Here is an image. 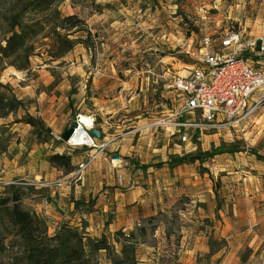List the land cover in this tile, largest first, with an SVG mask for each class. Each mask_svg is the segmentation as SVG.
<instances>
[{"label":"rangeland","instance_id":"obj_1","mask_svg":"<svg viewBox=\"0 0 264 264\" xmlns=\"http://www.w3.org/2000/svg\"><path fill=\"white\" fill-rule=\"evenodd\" d=\"M16 3L0 0V49L10 37ZM58 16H75L79 23L62 30L54 23ZM22 19L47 27L25 69L16 67L25 65V57L4 60L0 54V96L9 98L12 91L25 103L0 126V180L34 166L36 158L45 163L54 154L72 157L71 174L62 170L52 181L16 184L23 208L49 219V236L64 221L93 239L112 238L134 207L124 203L138 198L130 195L136 190L147 197L142 206L152 216L123 231L141 236L139 226L146 228L139 238L145 242L138 250L140 264H264V110L221 129H183L179 125L194 118L201 124L200 118L177 116L180 97L171 87L193 67L188 48L197 51L206 36H262L264 0H62L46 15L29 11ZM56 33L85 43L58 55ZM27 114L51 130L44 141L31 126L15 125ZM81 116L96 120L105 148L80 180L79 165L92 153L70 149L63 140ZM223 145L241 152L207 157ZM36 146L38 153L32 152ZM115 155L121 157L118 165ZM197 155L196 163H174ZM16 156L20 161L11 166ZM4 181L0 198L10 192ZM117 194H126L124 201ZM0 225L9 228L2 220ZM15 241L9 237L5 244ZM95 255L107 264L104 252ZM21 256L19 247H1L0 264Z\"/></svg>","mask_w":264,"mask_h":264},{"label":"trees","instance_id":"obj_2","mask_svg":"<svg viewBox=\"0 0 264 264\" xmlns=\"http://www.w3.org/2000/svg\"><path fill=\"white\" fill-rule=\"evenodd\" d=\"M62 0H17L15 4L16 10L11 18L13 24L8 32L10 37L6 41V46L0 49V54L4 60L11 58L25 57V65L16 66L17 69L23 70L29 64V58L35 51V40L41 32L46 31V24L39 23V29L36 24L24 22L22 19L29 11L38 12L46 15L52 12L53 8L60 4ZM71 23L69 26L71 31L77 27L79 23L77 17L72 16L61 20L60 16L55 18L57 28L65 30L64 24ZM41 31V32H40ZM82 30H77L81 32ZM58 40V55H65L72 51L75 46L85 43V40L77 38L70 40L68 36L56 33ZM5 88L4 86H1ZM25 103L19 100L11 91L10 97L0 96V118L6 119L11 114L18 112L24 108ZM23 123L34 129L36 138L42 142L44 133H51L47 129L45 123L40 118H35L30 114L15 122V124ZM241 150L223 145L218 152L214 154H206L211 158L217 154L240 153ZM201 160L200 156L183 157L174 159V163L178 166L182 164L196 163ZM48 162L52 167L63 170L66 174L74 172L72 157L67 154H54L48 157ZM18 182V180H15ZM9 196L0 198V224L8 223L9 228L2 230L0 225V249H11L19 247L22 250V256L11 264H100L96 260L95 254L105 253L107 264H140L138 260V250L142 242L139 238L147 234L145 227L139 226L141 236L137 231L125 233L123 230L116 232L108 237L103 235L101 238L93 239L89 237L81 228L73 226L69 222L56 223V233L49 236V219L26 210L22 206V188L16 185L8 187ZM9 237H15L16 241L6 246V240ZM13 241V240H12Z\"/></svg>","mask_w":264,"mask_h":264},{"label":"built area","instance_id":"obj_3","mask_svg":"<svg viewBox=\"0 0 264 264\" xmlns=\"http://www.w3.org/2000/svg\"><path fill=\"white\" fill-rule=\"evenodd\" d=\"M191 51L189 47L186 53L193 59V67L185 76L175 77L171 87L180 97L177 116H199L201 124L194 118L179 127L221 129L247 121L257 110H264V34L253 38L244 32L229 31L218 38L206 36L201 47ZM89 119L87 127L81 124L79 117L71 139L63 140L70 149H88L92 153L87 163L79 165L76 175L81 174L80 180L93 165L96 152H103L105 148L97 138L90 136L89 132L96 129V120ZM79 132L82 136L77 138ZM183 140L188 141L187 137Z\"/></svg>","mask_w":264,"mask_h":264},{"label":"crops","instance_id":"obj_4","mask_svg":"<svg viewBox=\"0 0 264 264\" xmlns=\"http://www.w3.org/2000/svg\"><path fill=\"white\" fill-rule=\"evenodd\" d=\"M16 97L19 100H23V98H20L19 96H16ZM8 119L9 118L0 119V126L8 124V121H9ZM15 125H18V124H15ZM7 128H10V127H7ZM10 131L12 132L13 135H15L17 130L10 128ZM16 135H17V138L21 137L20 134H16ZM13 149L15 150V149H17V147H14ZM32 152L38 153L39 148L36 146V148ZM19 161H20V159L17 156L14 157L13 159L9 160L11 166L13 165V163H16ZM34 161H35L34 166L32 163L31 167L24 166V167H20V170H18V171L10 172L9 173L10 176L6 177V178L4 177L3 180H5V181L1 182V183L5 184V185H9V184H12L13 182H15L16 179L20 180V181H27L28 179H31L32 184H35L37 182V178H40V177L48 178L52 181L55 179V177L57 175H60L63 173L61 170L52 167L51 164L48 163V161H46L44 163L43 159H39V158H36V160H34ZM3 180H0V181H3ZM122 182H123V180H122ZM130 195H138V198L135 199L133 202L124 203V205H127V206L133 205L134 207L132 208L131 212L127 213V215L126 214L123 215L122 225L119 224L118 228H116L114 231H119V230L130 231V230H133L137 225H140L141 219L152 216V214L149 212V210L146 208H143V206H142V204L145 203L143 201V199L144 198L146 199L147 197L141 196L140 192L136 193V190L131 191ZM115 196H116V200L118 198H120V201H124L126 194H117ZM60 220H62V219H60ZM76 226H78V225H76Z\"/></svg>","mask_w":264,"mask_h":264},{"label":"water","instance_id":"obj_5","mask_svg":"<svg viewBox=\"0 0 264 264\" xmlns=\"http://www.w3.org/2000/svg\"><path fill=\"white\" fill-rule=\"evenodd\" d=\"M75 128H77V124H75L71 129H69V130L64 134V141H65V142H68V141L71 139V137H72V135H73V133H74ZM89 133H90V136H91V137H93V138H97L99 141H103V140H104V135H103V133H102L100 130H98V129H93V130H91ZM114 160H121V157L115 155V156H114Z\"/></svg>","mask_w":264,"mask_h":264},{"label":"bare ground","instance_id":"obj_6","mask_svg":"<svg viewBox=\"0 0 264 264\" xmlns=\"http://www.w3.org/2000/svg\"><path fill=\"white\" fill-rule=\"evenodd\" d=\"M182 74H186V72H182ZM81 124L84 126L85 124H87V127L88 125H90V119L88 117H85V116H81ZM82 136V132H79L77 134V138L81 137ZM121 160H114V164L118 165L120 163Z\"/></svg>","mask_w":264,"mask_h":264}]
</instances>
